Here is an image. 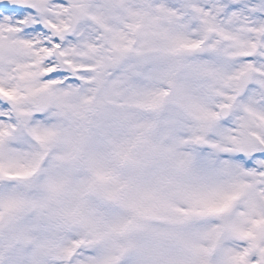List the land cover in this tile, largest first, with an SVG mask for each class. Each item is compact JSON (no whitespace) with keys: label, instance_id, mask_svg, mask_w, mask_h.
I'll return each mask as SVG.
<instances>
[{"label":"snow or ice","instance_id":"obj_1","mask_svg":"<svg viewBox=\"0 0 264 264\" xmlns=\"http://www.w3.org/2000/svg\"><path fill=\"white\" fill-rule=\"evenodd\" d=\"M0 264H264V0H0Z\"/></svg>","mask_w":264,"mask_h":264}]
</instances>
